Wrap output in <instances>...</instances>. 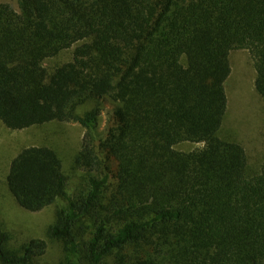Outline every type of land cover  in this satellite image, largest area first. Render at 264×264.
I'll list each match as a JSON object with an SVG mask.
<instances>
[{"label": "trees", "instance_id": "trees-1", "mask_svg": "<svg viewBox=\"0 0 264 264\" xmlns=\"http://www.w3.org/2000/svg\"><path fill=\"white\" fill-rule=\"evenodd\" d=\"M18 1L0 3V121L88 126L114 105L104 137L85 136L75 158L91 173L81 192L69 194L48 146L10 163L21 207L58 205L48 236L70 254L59 264H264V163L249 175L245 146L222 137L233 50H249L264 99V0ZM10 239L0 230V264H45L46 240L12 250Z\"/></svg>", "mask_w": 264, "mask_h": 264}, {"label": "rangeland", "instance_id": "rangeland-1", "mask_svg": "<svg viewBox=\"0 0 264 264\" xmlns=\"http://www.w3.org/2000/svg\"><path fill=\"white\" fill-rule=\"evenodd\" d=\"M20 11L18 0H0ZM76 45L48 58L44 64L53 71L58 66L73 59ZM232 72L226 83L229 107L222 131V137L237 140L247 151L248 173L258 172L264 163V99L255 87L256 71L248 49H236L231 52ZM96 103L88 101L78 112L84 115L92 110ZM98 120L88 126L80 122L52 121L22 130H12L0 121V230L11 235L9 247L17 250L32 238L47 241L48 250L43 257L45 264H59L70 254L64 243L48 236V228L57 217V204L50 205L38 212L21 207L6 188V177L12 159L29 146H48L54 149L63 163V171L68 181L69 194L81 192L91 173L75 166V158L83 149L85 136L97 146L104 137L108 120L114 105L108 99L100 105ZM201 143L182 142L176 149L183 152L198 150ZM62 200L60 204H63Z\"/></svg>", "mask_w": 264, "mask_h": 264}]
</instances>
